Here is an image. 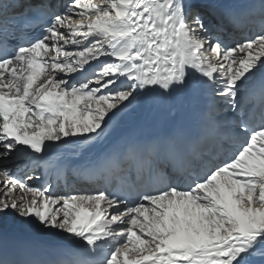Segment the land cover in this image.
I'll list each match as a JSON object with an SVG mask.
<instances>
[{
  "label": "snow or ice",
  "instance_id": "snow-or-ice-1",
  "mask_svg": "<svg viewBox=\"0 0 264 264\" xmlns=\"http://www.w3.org/2000/svg\"><path fill=\"white\" fill-rule=\"evenodd\" d=\"M87 154L94 192L15 175ZM0 170V264H264V0H0Z\"/></svg>",
  "mask_w": 264,
  "mask_h": 264
},
{
  "label": "bare ground",
  "instance_id": "bare-ground-1",
  "mask_svg": "<svg viewBox=\"0 0 264 264\" xmlns=\"http://www.w3.org/2000/svg\"><path fill=\"white\" fill-rule=\"evenodd\" d=\"M238 1H240V0H227V2H229V3H235ZM241 1H245V0H241ZM93 2L94 3L98 2V0H93ZM86 23H87V21H86ZM240 26L243 28L244 32L245 31L248 32V37L255 35L256 32H258L260 30L258 24L255 26L239 25V26L232 27L231 31H228L230 41L241 40L240 38H241L242 33L234 32V31L240 29ZM68 48H74V46L69 44ZM203 96L204 95L202 93L199 96V98L197 99L196 107H198L199 103L202 101ZM206 97L209 99V104H208V107H209L210 105H212L214 97H212V95L210 93H207ZM153 106L154 105L152 104V102L150 100H146V99L138 100L136 105H134V107L132 109L128 110L125 114H123L121 120L116 125H114V128L116 129L117 134L118 135L124 134L130 129H135L137 127L142 126ZM217 107H219V105H217ZM91 156H92V154H87L84 156L83 159H79V160H71L70 159V160L65 162L64 167L45 168L44 166H40L35 174L37 176H41L42 177L41 179H27V175L30 174L32 171L31 168L16 169L15 175L21 177L22 179H26V182L29 185L43 190L45 188V186L47 185L44 182L46 177L47 176L48 177L53 176L54 174H57L62 169H72L71 171H73V173H79L83 177L86 176V178H88L89 176H93L94 174H91V173L87 172L86 170H84V166L87 164V162L91 158ZM5 181H6V177L3 176L2 170H0V194H2V192H3V185H4ZM71 181L72 182L70 184V188L67 191L63 192V195H60L59 191L58 192L56 191L55 194H53V195L66 196V195H69L72 193H79V192H77L78 188L84 189L80 193L94 192L97 189L102 188V186L99 182L94 183L92 185H83V184H79L78 180L72 179ZM15 194L16 195L21 194L19 192V189L17 190V193H15ZM46 194H48V193H46ZM28 198H31V194H28ZM50 211H51V209H50ZM6 222L9 226H14L17 223V221L11 217L8 218ZM29 235L32 236L39 244H41L42 246L47 247L49 249L59 250V249H64V248L69 247L68 242L64 239L63 235H60V234L42 232V231H39L37 229H30Z\"/></svg>",
  "mask_w": 264,
  "mask_h": 264
},
{
  "label": "rangeland",
  "instance_id": "rangeland-1",
  "mask_svg": "<svg viewBox=\"0 0 264 264\" xmlns=\"http://www.w3.org/2000/svg\"><path fill=\"white\" fill-rule=\"evenodd\" d=\"M240 39H241V40H243V39H246V38H244V37H242V36H241V38H240ZM237 41H240V40H237ZM237 41H236V42H237Z\"/></svg>",
  "mask_w": 264,
  "mask_h": 264
}]
</instances>
